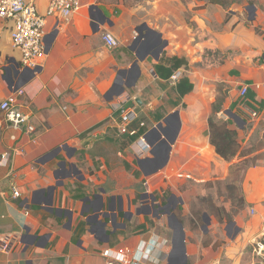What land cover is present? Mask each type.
Segmentation results:
<instances>
[{
	"label": "crops",
	"instance_id": "obj_1",
	"mask_svg": "<svg viewBox=\"0 0 264 264\" xmlns=\"http://www.w3.org/2000/svg\"><path fill=\"white\" fill-rule=\"evenodd\" d=\"M48 1L37 0L42 15ZM251 4L252 20L233 4L225 8L210 0H81L67 21L46 17L43 60L24 72L15 66L20 52L10 40L13 21L0 18V96L22 88L18 104L38 131L32 141L0 113V153L22 148L0 166V264H108L101 254L106 248L145 264H166L176 207L186 263L264 264L251 247L264 238V160L240 177L243 212L223 224L211 215L207 232L196 221L197 230L190 227L195 193L186 186L222 181L239 160L218 158L207 135L218 84L225 83L222 111L238 117L239 125L232 119L231 126L240 144L257 142L261 148L253 154L264 151V0ZM103 31L115 36L117 47L103 43ZM208 51L218 52L221 62ZM120 69V80L129 86L109 100ZM174 71L180 77L172 83ZM184 78L192 89L181 94L177 83ZM242 86L248 89L243 96ZM131 104L137 119L128 128L136 133L143 123L150 144L141 156L134 145L138 137L129 141L117 129L120 111ZM222 111L218 117L227 119ZM64 144L70 158L61 150L43 160ZM60 161L66 166L59 168ZM68 164L74 176L62 179L49 199L46 189L61 181ZM96 194L103 211L109 201L114 206L116 227L85 222L92 209L82 199ZM169 200L175 205L165 210ZM206 237L211 241L202 246Z\"/></svg>",
	"mask_w": 264,
	"mask_h": 264
},
{
	"label": "built area",
	"instance_id": "obj_2",
	"mask_svg": "<svg viewBox=\"0 0 264 264\" xmlns=\"http://www.w3.org/2000/svg\"><path fill=\"white\" fill-rule=\"evenodd\" d=\"M81 6V0H49L46 13L42 15L37 6V0H0V18L11 19L13 27L10 30V40L12 45L20 52L19 64L21 67L33 69L37 68L45 55L46 45L44 41L46 17L54 16L65 21L69 20ZM103 43L108 48L118 46V40L109 31L101 34ZM180 77V71H174L170 76V81L175 83ZM247 87L242 86L239 94L247 93ZM23 95L22 88H15L6 97L0 96V113L3 119L14 129H21L30 136L32 141H36L38 131L30 121V115L23 111L18 104L19 98ZM137 119V112L134 107H126L120 111L118 133L133 135L135 130L128 128L129 124ZM143 126V123H140ZM15 138L14 136H11ZM134 145L137 147L138 156L150 149V144L144 134L138 136ZM22 148L12 147L0 153V166L9 165L13 154L21 152ZM147 184L145 183V186ZM11 195L18 198L20 192L12 187ZM252 212V211H251ZM6 248V245H1ZM252 252L264 258V238L256 239L251 243ZM102 256L108 259V264L117 262L119 264H145L140 259L131 258L128 254L106 248L101 252Z\"/></svg>",
	"mask_w": 264,
	"mask_h": 264
},
{
	"label": "trees",
	"instance_id": "obj_3",
	"mask_svg": "<svg viewBox=\"0 0 264 264\" xmlns=\"http://www.w3.org/2000/svg\"><path fill=\"white\" fill-rule=\"evenodd\" d=\"M211 2H216L227 8V1L226 0H210ZM249 3H252V1H249ZM208 55L212 56L214 59H217L218 62H221L222 59L218 57V52L216 51H208ZM219 58V59H218ZM170 73H168L169 75ZM187 84V88L182 90L181 84ZM178 89H180V93L184 94L185 92H188L192 89V85L188 83L187 79H182L179 83H177ZM224 100L223 97H216L215 100L212 102V111L211 114L208 117V128H207V135L209 138L210 144L214 147V152L216 156L220 159H222L225 162H230L234 158H238V162L233 163L230 166V169L232 167H235L238 169V175H241L240 172H243L250 166H256L259 164L261 160H264V151L253 154L256 150H258L260 147L259 144H253L249 143L247 145H241L238 141V131L236 127L231 126L232 119L228 117L227 119H224L222 117H218L217 114L223 110L222 108V102ZM94 128L89 129L88 131H85L79 135V137L83 138L87 134H89ZM143 133V126H140L138 128V131L134 133L133 135L128 134H122V136L128 137L129 141H133L136 139L139 135ZM226 188L228 191H233L236 189L235 181L232 183H227ZM205 204H209L211 207L215 208L218 212L217 214V221L223 222L226 221V223L233 220V215L231 214L230 210H228L226 207H214L210 203V200L208 198H202L199 200V207L197 212V219H191L190 220V227L195 228L198 226V220L202 221V215L204 213H207L209 216H211L210 211L205 207ZM244 197L242 191L239 193L238 197V203L236 205L235 213L241 212L244 210ZM178 221H181L178 218ZM197 222V224L195 223ZM264 225V221H263ZM210 238H204L202 240V246H206L210 243ZM189 264V263H185Z\"/></svg>",
	"mask_w": 264,
	"mask_h": 264
},
{
	"label": "water",
	"instance_id": "obj_4",
	"mask_svg": "<svg viewBox=\"0 0 264 264\" xmlns=\"http://www.w3.org/2000/svg\"><path fill=\"white\" fill-rule=\"evenodd\" d=\"M246 10L248 12V19L252 20L254 18V15H255V7L252 4H250V5L246 6ZM142 27L143 26L138 27V30L136 33V36H138V38L141 35ZM133 46H134V44L130 46V49H133ZM15 66H16V69L19 70L20 64L18 62H16ZM132 66L136 67V61L132 64ZM21 68H22L21 69L22 72H24V71H35L36 70V68H33V69H29V68H25V67H21ZM124 72H125L124 69H120L118 71L114 83L112 84L110 89L107 91V96H108L109 100L115 96L122 95L125 91V86H129L127 84L124 85L123 82L120 80V76L122 74H124ZM135 102L139 103V99H135ZM132 106H133V104L130 105V107H132ZM224 113L228 117L233 119L237 125H239L238 117L235 114L231 113L230 110H226V111H224ZM67 149H69V147L66 144L60 145V146L56 147L55 149H53L52 151L48 152L43 157V160L47 161L49 159L56 157L61 150L66 151V156L70 158L71 156H70V154L67 153ZM57 164H58L59 168L66 166L65 161H60ZM69 166L71 168L73 167L72 171H71ZM68 167H69V169L66 171V173L64 175H62L61 181H57L54 186H50L46 189V195L49 196V199L52 197V193H53V190L55 189V187L58 185H62V183H63L62 179L70 178V177L74 176L75 167L72 165H69V164H68ZM111 200H113V198H111ZM82 201L87 202V206L91 207V209H92L91 213L88 214L84 219L85 222L89 223L91 227L94 224H96V226H101L102 228H104L108 222H110L112 227H116V213L113 212L114 206L111 205L110 201L107 203V210H105V211H103V208H104L103 198L99 194L94 195L92 199H89V197L86 196L82 199ZM154 202H155V199L153 197L152 198V204H154ZM96 203L98 204V206H95ZM157 208H161V206L158 205ZM85 211H87V210H85ZM136 211H137V213H139V208H137ZM81 215H84V211L81 212ZM202 221H203V224L201 226V230L203 232H207L208 225L211 223V218L207 213H204L202 215ZM171 228L173 230L172 239H171V249L168 253L166 264H185L187 259H186V254H185L186 250H185V242H184L185 237H184L183 226L179 221L175 220L174 222H172Z\"/></svg>",
	"mask_w": 264,
	"mask_h": 264
},
{
	"label": "rangeland",
	"instance_id": "obj_5",
	"mask_svg": "<svg viewBox=\"0 0 264 264\" xmlns=\"http://www.w3.org/2000/svg\"><path fill=\"white\" fill-rule=\"evenodd\" d=\"M226 1L228 2L226 6L230 7L233 4V6L238 7L239 10H241L243 13H245L244 15L247 14V11L243 7V4H247V5L251 4V3H246V1L247 2H249V1L254 2V0H226ZM262 10L264 11L263 6H262ZM224 90H225V83L218 84L217 85L218 94L216 97H218V96L223 97L224 96ZM222 112L224 113V111H222ZM217 116H218V114H217ZM255 143H257V142H255ZM255 143H253V144H255ZM240 173H241V175L239 174V176H237L238 175V169L235 167H232L229 170L228 176L226 177V179H224L222 181L211 180V181H206L205 183H202V184H196L195 182H191V183L187 184L186 185L187 188L190 189L193 193H195V194H193L195 196L192 195L191 199L189 201V208H190V211H191L194 219L198 218L197 212H198V207H199V200L202 198H208L210 200V203L212 205H214V207H216V206L217 207H221V206L226 207L228 210H230L231 214L233 215V218L235 216H237L238 214H241L243 211L238 212V213L234 212L236 210V205L238 203L239 193L242 191L241 187H240V183H239L240 177L242 176V172H240ZM233 181H235L236 189L230 192L226 188V184L232 183ZM183 189H185V188H183ZM174 205H175L174 200H169L167 202V207L169 210H172V207ZM205 207L210 211V214L217 221V214H218L217 210L215 208L211 207L209 204H205ZM175 213L181 219L180 210L178 207H176ZM250 214H251L250 212H247L245 218H247ZM172 222H174V220ZM225 222L226 221L219 222V224H223ZM198 223H199V226H202L203 221L198 220ZM210 225H211V223L208 225V227ZM197 227H196V230H197ZM159 228L160 227H157V229H159Z\"/></svg>",
	"mask_w": 264,
	"mask_h": 264
},
{
	"label": "flooded vegetation",
	"instance_id": "obj_6",
	"mask_svg": "<svg viewBox=\"0 0 264 264\" xmlns=\"http://www.w3.org/2000/svg\"><path fill=\"white\" fill-rule=\"evenodd\" d=\"M165 210H168V207H166Z\"/></svg>",
	"mask_w": 264,
	"mask_h": 264
}]
</instances>
